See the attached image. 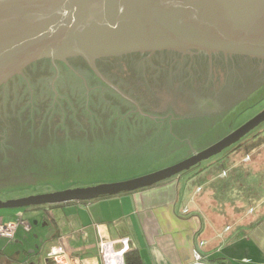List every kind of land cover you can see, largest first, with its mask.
<instances>
[{"label": "rangeland", "instance_id": "1", "mask_svg": "<svg viewBox=\"0 0 264 264\" xmlns=\"http://www.w3.org/2000/svg\"><path fill=\"white\" fill-rule=\"evenodd\" d=\"M146 55L98 62L111 70L101 69L110 80H123L126 85L120 90L150 116L72 59L54 64L48 59L53 80L28 79L30 106L26 99L22 104L17 93L12 99V94H6V111L2 113L0 107L4 137H0V199L117 183L153 173L215 144L264 109V70L256 60L219 55L222 62H215L204 53L187 54L185 59L173 52L154 58ZM48 88L49 97L43 92ZM20 106L29 107L23 115ZM230 150L181 175L212 165L214 181L223 184L228 179L236 191L260 196L255 193H264V143L249 152ZM219 159L224 160L221 166ZM240 173L253 186L247 189V180L237 183L235 175ZM232 202L220 204L219 211L233 206L239 213L248 208L242 201Z\"/></svg>", "mask_w": 264, "mask_h": 264}, {"label": "water", "instance_id": "2", "mask_svg": "<svg viewBox=\"0 0 264 264\" xmlns=\"http://www.w3.org/2000/svg\"><path fill=\"white\" fill-rule=\"evenodd\" d=\"M161 51L264 60V0H0V86L38 60L81 57L98 77L136 104L137 111L150 116L101 75L96 60ZM263 122L264 109L215 144L153 173L0 199V210L92 201L155 186L218 156Z\"/></svg>", "mask_w": 264, "mask_h": 264}, {"label": "crops", "instance_id": "3", "mask_svg": "<svg viewBox=\"0 0 264 264\" xmlns=\"http://www.w3.org/2000/svg\"><path fill=\"white\" fill-rule=\"evenodd\" d=\"M201 176H177L92 201L0 210L3 222H23L13 240L0 238V264H45L41 257L59 264L48 253L60 247L61 237L68 256L60 264H102L97 243L120 238L132 242L125 254L132 264H188L194 251L210 264H264V193L255 190L261 194L253 198L252 191H236L233 181L224 188L211 176L199 184ZM235 178L237 183L247 180V189L253 186L242 173ZM231 200L248 208L220 212L218 206L232 205Z\"/></svg>", "mask_w": 264, "mask_h": 264}, {"label": "trees", "instance_id": "4", "mask_svg": "<svg viewBox=\"0 0 264 264\" xmlns=\"http://www.w3.org/2000/svg\"><path fill=\"white\" fill-rule=\"evenodd\" d=\"M47 61H49L48 59H42V60H39V61H36V63L34 62V63H32V64H30L29 66H27L25 69H24V73H23V75H15L13 78H11L5 85H2V86H0V95H3L2 96V99L0 100V107H1V109H2V113L4 112V111H6L5 109H4V107L6 106L5 105V102H4V99H5V97L8 95V96H10L9 94H12V96L11 97H9L10 99H12L14 96H13V94L14 93H17V96H19V97H21V99H22V104H23V101H24V99H26V101H27V103H28V106H30V104H31V101H30V99H29V94L27 93L28 92V87H27V85H25V83L26 82H29L28 81V79L30 78L31 80H44V78L47 80V79H50V80H53L54 78H55V74L53 73L54 72V68L52 67H50L49 65H48V63H47ZM47 63V64H46ZM49 63H51V62H49ZM33 66V70L30 72L29 71V69H31V67ZM35 67V68H34ZM51 89L50 88H48V90H43V92H44V94L46 93H50L49 91H50ZM7 94V95H6ZM45 94V96H48L49 97V95H46ZM32 99V98H31ZM46 101H48V100H46ZM8 104H10V103H8ZM22 104H21V106H22ZM20 106V110L19 109H17V110H19L18 112H21V115H23V114H25V111L26 110H28V108L29 107H27V108H22ZM0 112V113H1ZM30 117H33V116H30ZM35 118H36V116H35ZM24 119V118H23ZM27 123V122H26ZM261 133H259L258 135H256L255 137H253V139H251L250 141H246L245 143H242L240 146H238V147H236V148H234V149H231L230 151H229V153L230 152H232L233 150L234 151H236V150H243V149H245L246 150V152H249V151H252V150H254V149H256V148H258L259 146H261L263 143H264V137L263 136H261L260 135ZM2 135V133L0 134V137H3V136H1ZM4 138V137H3ZM224 158V157H223ZM218 160V159H217ZM220 160H222V159H219V161H218V163H217V165H219V166H221L220 165V163H222V161H224V160H222V161H220ZM212 165H208V166H205L204 167V169L202 168V170L200 169H198V171L195 173V174H193V176H197L198 177V175H202L200 178H198V180H197V182L200 184V182H202V181H204V180H206V178L208 177V176H211L212 174L210 173L211 172V170H212V168L213 167H211ZM198 167V166H197ZM197 167H195V168H197ZM194 169V168H193ZM214 172V171H213ZM186 173V172H185ZM183 174V173H182ZM227 173H226V171H225V175H226ZM205 175V176H204ZM213 175L216 177V176H218V175H216V174H214L213 173ZM179 176H182V175H179ZM194 177V178H195ZM196 177V178H197ZM227 177H228V174H227ZM229 180L227 179H224V183L222 184V186L223 187H227V185H228V182ZM9 198H12V197H9ZM6 200H7V198H6ZM44 207V206H43ZM130 260H131V256L130 255H127V261H126V259H125V261H126V264H132V263H130ZM136 263V262H135ZM134 263V264H135Z\"/></svg>", "mask_w": 264, "mask_h": 264}, {"label": "built area", "instance_id": "5", "mask_svg": "<svg viewBox=\"0 0 264 264\" xmlns=\"http://www.w3.org/2000/svg\"><path fill=\"white\" fill-rule=\"evenodd\" d=\"M23 224L22 221H8L3 222L0 220V238L13 240L15 238L19 225ZM25 225V224H24ZM27 229L30 228V225ZM63 237L59 238L60 247L52 248L48 257L59 264L63 258L67 257L66 248L62 244ZM97 247L100 249L102 264H126L125 254L132 249V242L129 238H120L116 240L103 239L97 243ZM71 257V256H69ZM66 264V263H65ZM68 264H71L68 262ZM188 264H210L206 256L199 251H194V259Z\"/></svg>", "mask_w": 264, "mask_h": 264}, {"label": "flooded vegetation", "instance_id": "6", "mask_svg": "<svg viewBox=\"0 0 264 264\" xmlns=\"http://www.w3.org/2000/svg\"><path fill=\"white\" fill-rule=\"evenodd\" d=\"M170 52H172V51H161V52H156V53H154V54H150V53H132V54H125V55H121V56H132V57H136V56H138V55H141V56H144V55H146V58L148 57V58H154L155 56H157L158 54H163V53H170ZM173 53H176V52H173ZM177 54H179L180 55V57L182 56L183 58L185 57V55H182V54H180V53H177ZM196 54H203V53H196ZM207 55V54H206ZM219 55H222V56H224L223 54H213L212 55V60H214L215 62L217 61L218 62V58H217V56H219ZM118 57H120V56H118ZM191 57V56H190ZM226 57V56H225ZM233 57H235V56H232V57H227L226 59H231V58H233ZM251 60H256V64L257 65H259V66H261L262 67V70H264V60H259V59H256V58H251V57H249ZM77 60V61H79V63H82V64H84V65H82V67H87L93 74H95L94 73V71L91 69V67H90V65H89V63L84 59V58H81V57H75V58H70V59H68V60ZM101 59H104V58H101ZM210 59V58H209ZM39 61V60H38ZM76 61V62H77ZM36 63V62H35ZM205 65V64H204ZM96 66H97V68H98V70L100 71V73H101V75L105 78V79H107L108 81H110L113 85H115L116 87H118L119 88V90H120V88H122L124 85H126L125 83H122L121 81H123L122 79H119V82L120 83H115L114 82V80H110L109 79V77H108V75L106 74V73H104L105 72V70H109V72L111 73V70L110 69H105L104 67L102 68L101 67V64H99V62H98V59L96 60ZM203 66V64H200V67L199 68H203L202 67ZM87 68H85V69H87ZM101 69L104 71V72H102L101 71ZM204 71V70H203ZM24 73V72H23ZM96 75V74H95ZM97 76V75H96ZM98 77V76H97ZM101 81H104L103 79H101L100 77H98ZM99 80V81H100ZM121 91V90H120ZM263 110V109H262ZM261 110V111H262ZM260 111V112H261ZM259 113V112H258ZM257 113V114H258ZM257 114H255L254 116H256ZM253 116V117H254ZM253 117H250L249 119H247L246 121H244L241 125H239V126H242L243 124H245L247 121H249L251 118H253ZM238 128V127H237ZM259 133H261L260 135L261 136H263L264 137V122L263 123H261L257 128H255L253 131H251L248 135H246L244 138H242L239 142H237L236 144H234L233 146H231L230 148L231 149H234V148H236V147H238V146H240L242 143H245L246 141H250L251 139H253V137H255L256 135H258ZM68 189V188H67ZM49 220H50V218H49ZM50 221H52V219L50 220ZM53 235H54V233H53ZM55 236V235H54ZM53 236V237H54ZM53 237H52V239H53Z\"/></svg>", "mask_w": 264, "mask_h": 264}]
</instances>
